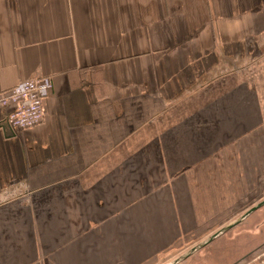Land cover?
Listing matches in <instances>:
<instances>
[{
	"label": "crops",
	"instance_id": "1",
	"mask_svg": "<svg viewBox=\"0 0 264 264\" xmlns=\"http://www.w3.org/2000/svg\"><path fill=\"white\" fill-rule=\"evenodd\" d=\"M40 77L39 126L0 112V264H168L256 205L264 0H0V95Z\"/></svg>",
	"mask_w": 264,
	"mask_h": 264
},
{
	"label": "rangeland",
	"instance_id": "2",
	"mask_svg": "<svg viewBox=\"0 0 264 264\" xmlns=\"http://www.w3.org/2000/svg\"><path fill=\"white\" fill-rule=\"evenodd\" d=\"M260 180L261 188L256 194V204L264 200V173ZM180 264H264V205Z\"/></svg>",
	"mask_w": 264,
	"mask_h": 264
},
{
	"label": "built area",
	"instance_id": "3",
	"mask_svg": "<svg viewBox=\"0 0 264 264\" xmlns=\"http://www.w3.org/2000/svg\"><path fill=\"white\" fill-rule=\"evenodd\" d=\"M53 89L50 77L24 80L0 95V112L10 130H27L39 126L45 116L44 101Z\"/></svg>",
	"mask_w": 264,
	"mask_h": 264
},
{
	"label": "water",
	"instance_id": "4",
	"mask_svg": "<svg viewBox=\"0 0 264 264\" xmlns=\"http://www.w3.org/2000/svg\"><path fill=\"white\" fill-rule=\"evenodd\" d=\"M9 130H10L9 126L5 125L3 127V132L7 136H8V134H6V133L9 132ZM263 205H264V200L262 202L256 204V205H254L252 208H250L248 211H246L244 214H242L239 218H237L233 222L229 223L228 225L224 226L223 228H221L220 230H218L217 232L212 234L210 237L206 238L200 244H198L197 246L193 247L191 250H189L188 252H186L185 254H183L179 258L171 261L168 264H180L186 258H188L189 256L193 255L194 253L199 251L201 248L205 247L207 244L211 243L213 240H215L216 238H218L219 236L223 235L225 232H227L228 230H230L231 228H233L234 226H236L237 224L242 222L245 218H247L250 214H252L255 210H257L258 208L262 207Z\"/></svg>",
	"mask_w": 264,
	"mask_h": 264
}]
</instances>
